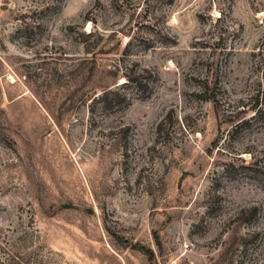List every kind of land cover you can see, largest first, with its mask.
I'll return each mask as SVG.
<instances>
[{
	"label": "rangeland",
	"instance_id": "rangeland-1",
	"mask_svg": "<svg viewBox=\"0 0 264 264\" xmlns=\"http://www.w3.org/2000/svg\"><path fill=\"white\" fill-rule=\"evenodd\" d=\"M0 264H264V0H0Z\"/></svg>",
	"mask_w": 264,
	"mask_h": 264
},
{
	"label": "trees",
	"instance_id": "trees-1",
	"mask_svg": "<svg viewBox=\"0 0 264 264\" xmlns=\"http://www.w3.org/2000/svg\"><path fill=\"white\" fill-rule=\"evenodd\" d=\"M255 119V118H254ZM247 122H249V121H247ZM246 122V123H247ZM253 166V165H252ZM230 167H233V169L235 168V166H234V164L233 165H230ZM237 169H251L252 170V167H247V166H244V165H241V166H239ZM253 171H255V170H253Z\"/></svg>",
	"mask_w": 264,
	"mask_h": 264
}]
</instances>
